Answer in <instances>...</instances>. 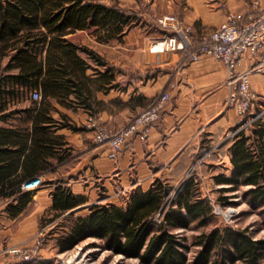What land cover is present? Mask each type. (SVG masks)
Wrapping results in <instances>:
<instances>
[{
  "label": "trees",
  "instance_id": "obj_1",
  "mask_svg": "<svg viewBox=\"0 0 264 264\" xmlns=\"http://www.w3.org/2000/svg\"><path fill=\"white\" fill-rule=\"evenodd\" d=\"M135 18L118 4L97 0H0V119L11 121L0 125V181L4 180L0 198H16L5 207L10 215L21 211L31 197L32 191L22 189L24 181L50 167L34 163L32 155L63 144L60 136L51 134L55 128H82L53 101L93 115L100 103L94 87L115 79L114 66L94 48L72 41L70 34L93 29L98 41L120 39ZM34 89L41 92L39 99L31 97ZM136 98L139 101L141 96ZM54 111L58 117L52 115ZM27 122L30 128L23 125ZM28 137L35 150L19 166ZM229 150L231 168L216 174L215 181L223 185L222 192L244 186L241 195L259 210L264 226V119H257L248 132L240 128ZM68 153L65 147L59 158ZM177 188L168 207L164 199L169 182L155 177L147 187L129 191L121 204L92 203L86 213L68 212L65 218L70 222L57 239L58 249L66 250L90 236L99 239L101 247L136 258L140 264H264V237L256 238L245 228L217 225L212 202L203 195L195 174L190 173ZM51 192L54 212L48 221L86 200L64 180ZM157 211L162 212L160 222L153 218ZM209 225L188 242L186 229ZM190 245L196 249L188 256ZM6 264L54 263L26 259Z\"/></svg>",
  "mask_w": 264,
  "mask_h": 264
},
{
  "label": "crops",
  "instance_id": "obj_2",
  "mask_svg": "<svg viewBox=\"0 0 264 264\" xmlns=\"http://www.w3.org/2000/svg\"><path fill=\"white\" fill-rule=\"evenodd\" d=\"M249 2L250 0H182L181 3L170 5L168 9L172 11L168 12L175 13L190 25L191 39L195 41L221 23L227 9H242ZM260 6L264 10V0H261ZM86 30L92 32V38L84 36L79 39L78 34ZM134 32L129 28L120 39L114 38L107 42L98 41L93 29H78L70 34L72 41L94 48L107 63L113 65L115 79L106 84L100 82L106 89L103 86L94 87L95 97L100 103L93 115L83 108L73 110L53 101L60 111L82 128H55L51 134L60 136L59 141L63 144L54 146L49 153L32 155L34 163L50 167L39 171L45 182L32 191L21 211L10 215L5 207L10 201L15 202L16 198H0L1 212L6 222L4 228L0 229V234L7 240L17 241L26 236L27 230L35 229L37 224L54 223L57 219L65 218L70 211L80 214L78 212L86 209V213L92 203L121 204L117 193L131 191L137 186L145 188L155 177L167 179L168 182L183 181L191 156L199 148L204 150L210 145L209 141L221 138L220 133L226 127L234 125V118L237 117L235 109L226 106L225 100L229 87L226 85L228 71L224 61L211 55H202L193 62L185 58L182 52L156 51L150 47V42L158 35L151 31L150 34L134 38ZM256 60L257 57L245 58L239 69L251 68ZM263 72L253 71L250 76V85L256 93L255 100L259 103L264 102ZM115 82L117 85L109 86ZM166 90L170 92V98L151 126L147 140L140 141L133 136L125 142L116 157L109 158L108 147L94 140L93 130L87 124L96 122L118 129L124 126L128 116L146 108L153 98ZM137 95L141 96L139 101ZM52 115L58 117L59 114L54 111ZM7 121L0 119V125H10L11 121ZM13 121L22 125L18 120ZM23 125L30 128L31 122ZM227 146L228 149L226 152L223 150L222 154L217 151H222L225 145L220 144L210 163L224 162L229 172L230 142ZM65 147L69 150L67 157L59 158ZM33 150L31 138L28 137L19 166L26 159V154ZM82 167L84 169L81 173ZM75 172H80L81 178L72 179ZM63 174L73 181L72 187L66 182L64 184L74 193L83 194L86 200L48 221V217L54 212L51 191L63 180L60 177ZM2 182L4 180L0 181ZM96 191L109 197L104 199L97 196L92 200Z\"/></svg>",
  "mask_w": 264,
  "mask_h": 264
},
{
  "label": "rangeland",
  "instance_id": "obj_3",
  "mask_svg": "<svg viewBox=\"0 0 264 264\" xmlns=\"http://www.w3.org/2000/svg\"><path fill=\"white\" fill-rule=\"evenodd\" d=\"M100 2L108 4H118L120 7L135 16V21L132 27L134 32L133 37L150 34L151 31L155 35H160L161 31L156 23V18L160 14H164L169 10L170 5L181 3L182 0H97ZM92 32L86 30L85 32H80L79 39L84 36H90L92 38ZM256 98V97H255ZM253 99V108L250 109L251 119L247 117L246 123L239 127L238 118L235 117L234 125L226 127L224 132L220 133L221 138H214L213 141H209L207 147L202 150L199 148L197 153L191 156L188 168L184 172L187 177L190 173L195 174L199 180V185L203 195H205L213 205V211L215 216V223L220 226H232L235 228H245L254 237H264V226L261 224L262 216L258 212V209L252 208L247 201L242 197L241 192L245 189L244 186L236 190H227V192H222L220 190L222 184L215 181V175L223 172L227 173L228 169L225 168L224 162L210 163L211 158L215 155L217 148L220 144L225 145L223 150L228 149V143L231 141L233 136L240 128L246 129L248 132L250 128L254 125L257 119H264V102L259 103ZM233 113V111H231ZM134 116V115H132ZM132 116L126 120H130ZM235 116V115H234ZM220 142V144L218 143ZM225 148V149H224ZM77 151V150H76ZM207 152V153H206ZM221 154V155H222ZM79 160V159H78ZM77 161V160H76ZM75 162V161H74ZM79 162H77L78 164ZM84 167L80 169L81 173ZM80 172H75L72 174V179L81 178ZM64 182L70 187H72L71 179L63 174L62 176ZM183 181L169 182V193L165 197L164 202H166V207H168L170 199L173 197L177 191V187ZM95 183V180H94ZM129 191L117 193V198L119 202H123L126 194ZM107 199L109 196L96 191L92 200L95 197ZM222 196H227L226 199H222ZM94 197V198H93ZM102 202V201H100ZM165 207V208H166ZM0 203V229L4 228L5 221L3 213L1 212ZM86 209L78 213L83 214ZM45 216V218H47ZM58 221V222H57ZM54 223H43L37 224L35 229L27 230L26 236L14 240H7L6 237L0 234V264L12 263V261H21L26 259H44L52 260L53 263L61 264H140L137 262L136 258L127 257L124 258L119 253H112L110 250L101 247V241L95 239L94 237H85L84 239L78 241L73 246L66 250H59L57 245V239L66 230L69 225L70 219L61 218L57 219ZM212 225L205 228L192 226L186 229L184 232L188 236V242L193 240V236L198 234L202 229H210ZM92 242H96L93 244ZM191 249L187 252L188 256L196 249L195 246L190 245ZM15 250H18L15 251ZM28 254V258L25 259V255Z\"/></svg>",
  "mask_w": 264,
  "mask_h": 264
},
{
  "label": "built area",
  "instance_id": "obj_4",
  "mask_svg": "<svg viewBox=\"0 0 264 264\" xmlns=\"http://www.w3.org/2000/svg\"><path fill=\"white\" fill-rule=\"evenodd\" d=\"M261 0H250L242 9H227L225 18L217 26L193 41L192 29L180 16L173 12L160 14L156 18L161 34L152 39L150 47L156 51L171 50L182 52L185 58L197 61L202 55H211L226 64V85L229 87L225 98L226 106L235 109L239 127L246 123L247 117L253 119L250 109L256 93L250 85L253 71H264V10ZM257 57L251 68L240 70L245 58ZM33 99L40 98L38 89L32 90ZM170 98V92L164 91L153 98L151 103L132 116L124 126L118 129L103 124L89 122L94 140L108 147V157H116L125 142L133 136L140 141L147 140L150 128L159 118L162 108ZM207 153V152H206ZM43 184L40 175L31 177L22 184V189L33 191ZM162 212L157 211L154 220L161 221ZM18 252V250H15ZM28 254L25 255V259Z\"/></svg>",
  "mask_w": 264,
  "mask_h": 264
},
{
  "label": "bare ground",
  "instance_id": "obj_5",
  "mask_svg": "<svg viewBox=\"0 0 264 264\" xmlns=\"http://www.w3.org/2000/svg\"><path fill=\"white\" fill-rule=\"evenodd\" d=\"M264 73V72H263Z\"/></svg>",
  "mask_w": 264,
  "mask_h": 264
}]
</instances>
